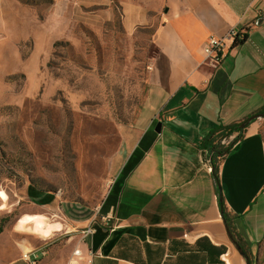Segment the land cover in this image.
Returning a JSON list of instances; mask_svg holds the SVG:
<instances>
[{
	"label": "crops",
	"instance_id": "0c3cea01",
	"mask_svg": "<svg viewBox=\"0 0 264 264\" xmlns=\"http://www.w3.org/2000/svg\"><path fill=\"white\" fill-rule=\"evenodd\" d=\"M150 6L162 12L157 53L141 105L117 123L110 153L98 158L100 173L112 175L103 199L94 207L30 188L21 218L0 234V264H30L26 252L38 264H246L230 238L220 190L249 256L264 255V116L222 156L214 148L238 134L222 137L225 128L264 106V0ZM232 28L246 38L228 42L213 68L204 43ZM53 47L32 51L29 64L48 63ZM86 113L89 129L97 120ZM89 225L94 233L81 244L79 231ZM76 246L93 251L91 263L74 256Z\"/></svg>",
	"mask_w": 264,
	"mask_h": 264
},
{
	"label": "rangeland",
	"instance_id": "374dc122",
	"mask_svg": "<svg viewBox=\"0 0 264 264\" xmlns=\"http://www.w3.org/2000/svg\"><path fill=\"white\" fill-rule=\"evenodd\" d=\"M150 2L0 0L3 231L21 218L32 187L94 207L103 199L112 175L100 173L98 158L141 105L157 53L162 12ZM46 44L54 45L50 61L29 64ZM86 112L97 120L89 129ZM253 261L264 264V255Z\"/></svg>",
	"mask_w": 264,
	"mask_h": 264
},
{
	"label": "built area",
	"instance_id": "2783aa9c",
	"mask_svg": "<svg viewBox=\"0 0 264 264\" xmlns=\"http://www.w3.org/2000/svg\"><path fill=\"white\" fill-rule=\"evenodd\" d=\"M246 32L238 28H232L225 36H211L203 46L205 53V61L212 66L213 68L218 67L226 56L228 49V42L235 44L241 41ZM94 233V227L89 225L85 228H82L79 231V242L81 244H86L87 239ZM74 256H79L85 259L88 263H91L94 257L92 250H87L86 253L83 252L82 248L76 246L73 250ZM23 257L30 261V264H38L36 259H31L29 253L26 252L23 254Z\"/></svg>",
	"mask_w": 264,
	"mask_h": 264
},
{
	"label": "trees",
	"instance_id": "16d2710c",
	"mask_svg": "<svg viewBox=\"0 0 264 264\" xmlns=\"http://www.w3.org/2000/svg\"><path fill=\"white\" fill-rule=\"evenodd\" d=\"M246 38V34L244 36L243 39ZM242 39V40H243ZM240 42V41H239ZM256 113H262L264 115V106L259 110L257 111ZM255 113V114H256ZM247 120V119H246ZM245 121V120H244ZM225 133L223 134L222 137H228L230 136L231 134H233L234 132H238V134L235 136V138H233V140L228 144V146H225V147H220V146H217L218 144H214V148L216 149L217 152L220 153V155L222 156L223 154H225V152H228L231 145L234 144V142H236L238 139H240L243 135V131H244V128H241V123H238L236 125H233L231 127H228V128H225L224 129ZM213 136V135H212ZM211 136L208 137V140H210ZM218 147V148H217ZM220 147V148H219ZM218 179V177H217ZM218 183H219V180H218ZM220 206H222L223 208V218L225 220V223H226V226L228 227V230L229 232L232 234V236L239 242V244L243 247V249L245 250V252L249 255V252L248 250L244 247V244H243V241L241 239V237L238 235V233L236 232L233 224H232V221L231 219H229V216L226 212V207H225V203H224V200L222 198V192L220 190ZM3 232V226L1 225L0 226V234ZM250 260H251V264H254L252 258L250 257Z\"/></svg>",
	"mask_w": 264,
	"mask_h": 264
},
{
	"label": "water",
	"instance_id": "95a60500",
	"mask_svg": "<svg viewBox=\"0 0 264 264\" xmlns=\"http://www.w3.org/2000/svg\"><path fill=\"white\" fill-rule=\"evenodd\" d=\"M264 116L262 113H256V114H252L251 116H249L247 118V120H245L244 122L241 123V128H245L251 121L257 119L258 117H262ZM222 209V213H223V208L221 206ZM230 234V238L232 239V241L234 242L235 246L237 247V249L239 250V252L244 256L246 264H251V260H250V256L245 252V250L243 249V247L239 244V242L232 236L231 233Z\"/></svg>",
	"mask_w": 264,
	"mask_h": 264
}]
</instances>
